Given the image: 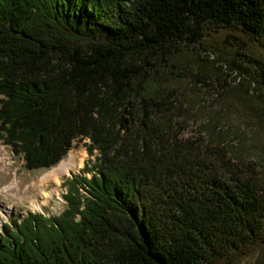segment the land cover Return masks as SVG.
I'll list each match as a JSON object with an SVG mask.
<instances>
[{
	"label": "trees",
	"instance_id": "obj_1",
	"mask_svg": "<svg viewBox=\"0 0 264 264\" xmlns=\"http://www.w3.org/2000/svg\"><path fill=\"white\" fill-rule=\"evenodd\" d=\"M208 29L264 47V0H0L1 142L27 170L96 152L61 213L3 226L0 264H264V165L182 136L172 59Z\"/></svg>",
	"mask_w": 264,
	"mask_h": 264
},
{
	"label": "rangeland",
	"instance_id": "obj_2",
	"mask_svg": "<svg viewBox=\"0 0 264 264\" xmlns=\"http://www.w3.org/2000/svg\"><path fill=\"white\" fill-rule=\"evenodd\" d=\"M172 63L182 74L175 86L185 102V113L180 119L185 126L182 136L223 141L230 144L239 159L264 165V47L235 30L208 29L199 44L179 51ZM230 63L238 69L230 71ZM195 72L209 77L204 81L206 84H197L192 76ZM224 79L227 84L221 87L219 84ZM86 143L87 139L73 141L52 167L27 170L21 155L0 139V188L10 184L13 178L22 187L29 188L33 183L38 186L21 200L0 191V233L12 219L20 220L29 213L53 216L62 212L65 208L62 195L66 192L63 182L74 175L87 178L92 175L81 172L96 154L94 151L88 155ZM68 160L73 164L69 173L59 175L57 182L42 181L60 162ZM262 257L261 250H256L234 264H263Z\"/></svg>",
	"mask_w": 264,
	"mask_h": 264
},
{
	"label": "bare ground",
	"instance_id": "obj_3",
	"mask_svg": "<svg viewBox=\"0 0 264 264\" xmlns=\"http://www.w3.org/2000/svg\"><path fill=\"white\" fill-rule=\"evenodd\" d=\"M1 159V158H0ZM73 168V164L70 160L60 162L55 168H53L48 174H46L43 178V180H51L53 179V182H57V178L59 175L67 174L69 171ZM40 183V182H39ZM37 184L33 183L31 186L28 187H22L20 182L16 180L15 178L12 179L11 183L8 185H5L0 188V191L5 193L9 192L11 195L16 197L17 199H25L28 195V193H31L34 189H37ZM32 201V200H31ZM34 201V200H33ZM32 206L37 207V205L34 203H31Z\"/></svg>",
	"mask_w": 264,
	"mask_h": 264
}]
</instances>
